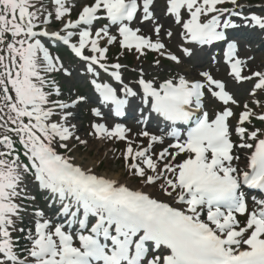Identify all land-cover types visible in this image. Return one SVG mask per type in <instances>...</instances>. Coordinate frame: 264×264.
<instances>
[{
  "label": "snow or ice",
  "instance_id": "obj_1",
  "mask_svg": "<svg viewBox=\"0 0 264 264\" xmlns=\"http://www.w3.org/2000/svg\"><path fill=\"white\" fill-rule=\"evenodd\" d=\"M154 2L90 0L71 20L67 17L75 7L72 0H50L53 11L47 15L38 6L42 0H0V264H264V198L254 196L250 204L246 194L247 190L264 194V130L245 126L254 119L264 122V105L254 101L260 108L257 112L245 104L237 116L227 107L236 101L225 83L209 72L199 73L202 80L180 76L158 87L143 78L136 82L143 91V103H150L153 112L173 124L192 125L182 141L180 133L173 132L177 142L158 154L152 149L164 140L147 131L142 133L147 146L133 147L128 129L92 125V134L98 139L126 141L123 159L128 174L142 188L170 202L97 176L90 169L84 171L56 150L58 146L71 151L68 142L73 138L86 143L74 135V125L67 126L72 115L67 110L83 98L71 103L52 99L61 92L47 77L57 72L71 76V72L41 38L61 41L85 63L88 73L96 75L97 67L105 72L113 69L109 74L116 81H121V65L104 63L109 48L101 42L135 51L138 58L148 50L180 64L176 55L165 51L164 43L153 42L139 34L141 29L130 27L138 17L141 23L154 20ZM225 4L233 8L222 7ZM237 7H242L238 0H166V14L182 27L185 42L199 45L226 41L225 30L239 27L231 19L222 20L225 14L264 29V17L242 16ZM53 16L62 23L58 31L37 30L41 17L43 24L51 25ZM209 16L204 22L202 18ZM102 19L108 23L93 31L94 22ZM111 26H118V34L110 33ZM154 32L159 36L161 26ZM167 35L171 37V31ZM74 37L77 43L71 42ZM183 53L192 55L187 48ZM236 53L237 45L229 42L224 52L228 74L237 83L255 80L250 92L253 97L264 92V72L243 75L246 62L236 58ZM91 83L102 100L121 114L127 100L118 98L108 84ZM122 91L128 97L137 95L127 85ZM206 93L225 106L213 118L206 111L196 115L204 107ZM92 114L101 115L95 109ZM237 149L248 150L243 169L236 165L241 160L235 154ZM29 176L58 197L60 214L71 217L68 227L79 224L75 238L64 225L54 226L44 219L40 211L34 213L39 217L34 230L21 226L24 209L20 202L35 199L26 191ZM90 217L95 218L94 223ZM239 217L246 218L243 224ZM17 232L23 243L14 237Z\"/></svg>",
  "mask_w": 264,
  "mask_h": 264
},
{
  "label": "rangeland",
  "instance_id": "obj_2",
  "mask_svg": "<svg viewBox=\"0 0 264 264\" xmlns=\"http://www.w3.org/2000/svg\"><path fill=\"white\" fill-rule=\"evenodd\" d=\"M73 1V0H72ZM77 3L75 4V7L73 8V11L71 12V15L67 17V19L75 20L78 17L79 9L85 5L90 3V0H75ZM253 2L252 5L249 3H245L242 5L241 13L246 14V16L249 15V13H252L253 10L257 5H259L258 10L263 11L261 8V5L263 3V0H250ZM165 3L166 0H155L154 6H153V14H154V20L149 22L141 23L140 18L138 17L137 20L134 22V24L130 25L134 30L136 28L141 29L140 35H143L145 37L151 38L154 42L159 40L161 43L165 44V51L168 53H171L173 55H176L180 60V64H176L173 61H167L164 58H160V56H157L160 61H162L164 64L160 63L157 64L156 62H146L143 61L144 58H146V52H152L145 50V55L140 56L138 59V55H136V52H127L126 50L121 49V53L123 56H127L131 59H138L137 63L134 65H131V63L126 64L124 61L119 59L117 60L118 63H121V66H124L122 68L124 79H123V85L132 86L133 88L137 89L136 82L141 78H146L148 81L153 82L156 86H158L160 83H162L165 80L168 79H178L180 76H183V74H188L186 78L189 81H193L195 79L202 80L203 78L199 76V73L202 71L209 72L214 79L220 80L226 85V91L229 92L230 95L233 96L234 100L236 101V104H229L227 107L231 108L234 113L239 115L241 111L244 110V105L247 104L249 108H252L254 111L259 112L260 108L256 107L254 101H259L260 104L264 105V92H257V95L253 97L250 95V92L253 88L254 81H244L242 83H237L228 73L230 71V68L228 64H223V59L221 58V54H218L215 56L217 50L216 48L213 49V52L211 54L210 51L205 52L204 50L198 49V47L192 45L191 47L188 45L189 43L185 42V39L182 36L183 29L180 25H174L173 19L169 18L165 13ZM242 3H238V5H241ZM42 8H45L46 11L44 12V15H47L48 12L53 11V5L50 3V0H42V4L38 5ZM259 13H256L258 15ZM103 15V14H102ZM260 17H264L263 14H259ZM170 19V21L166 20ZM168 17V18H167ZM164 20V24H167V26L163 29L162 35L157 36L154 32V28L156 25L161 22V20ZM43 17H41V20L38 21L40 24V27L45 29V27L48 26H54V24H59L57 29H60L59 27H62V23L59 21H56L53 16V21L51 25H45L42 23ZM204 22H207V20L203 19ZM108 23V21H107ZM106 23V24H107ZM248 23V22H247ZM105 24V25H106ZM105 25H94L92 26V30H99L101 27H104ZM83 28H86L87 26H82ZM111 34H118V27L111 26L109 29ZM171 31L172 36L169 37L167 35V32ZM260 35L264 36V29L260 30ZM73 41L77 43L78 38L74 37ZM263 42V38L258 40L257 38H239L237 39V47H238V58L242 61H245L244 65V71L243 75H251L253 72L260 71L261 68H264V48H261L260 43ZM43 43V42H42ZM45 46L46 43H44ZM118 45H107L104 42H101V46L108 47L109 49H112L113 46ZM187 48L192 55L191 56H185L183 53V49ZM114 51H118L117 48L112 49ZM113 52V51H112ZM86 54H89L87 50L85 51ZM159 55V54H158ZM113 56H115L113 54ZM64 67L69 72H71V76H66L62 72H59L57 75H55V78H49L50 80H54L56 82V85L60 88L62 91L61 93V99H64L65 102H71L75 99H77L78 96L85 95V91L88 90V88L84 87L85 85H92V87L95 89L93 84L91 83L93 80L98 81L95 77L90 75H87L86 71V65L83 63L76 64L71 63L68 59H63ZM132 67V70H129L127 67ZM96 73L100 75L97 69H95ZM96 76V75H94ZM84 78V80H83ZM191 79V80H190ZM102 84H106L107 81L102 80L101 77L99 79ZM78 89V90H77ZM77 90V92L75 91ZM122 91L119 90V93ZM140 98H143L142 95H140ZM89 102L90 99L87 98L86 104L77 107L76 109H79L77 111V120L71 119L70 122L67 121V126L71 127L75 124H79L80 127H77V129L74 131L75 136H79L80 140L85 141L86 143L81 144L76 139H72L68 142V147L71 149V151H66L65 149H62L63 152L62 155L69 156L72 158V162L75 164L84 167L86 170H94L99 175L102 176H108V178L112 179H123L126 182L131 183H137L139 184L138 179L131 177L127 169L125 167V161L123 159V153L127 147L126 141H119V140H111V139H105L104 141H100L96 136H94L92 125L100 123L101 120H104V125L108 127L109 129L114 128L116 125H120L118 122H111L107 117H104L101 113L99 117L94 116L92 114L93 110L89 108ZM205 110L208 112L209 117L213 118L214 114L218 111H222L225 107L220 102L216 101L213 97L210 96V94L206 93V99H205ZM83 122L81 125L80 122ZM230 123L235 126L236 120L232 119L230 120ZM124 128L126 129H132L131 133H128V139L131 141H134L133 147H135L137 144L147 146V139L142 136V133L144 131L149 132L151 135H155L159 137L156 133L154 128L151 127L148 123L145 121H142L140 119L132 121L128 120L124 123ZM250 130L252 129H262V127L259 126V128H253V126L246 125ZM73 130V129H72ZM160 138V137H159ZM233 140H238V137L233 135ZM164 140L163 144H155L152 151L153 153H159L162 151V149L168 147L170 144L169 142L172 141V139L168 136L162 138ZM103 144V145H102ZM56 148H59L58 146ZM61 150V151H62ZM174 151V150H173ZM110 154V156L108 155ZM235 154L241 156V160L236 162V165L241 168L243 166V155L245 154V150H235ZM21 159L24 163V158L21 156ZM184 159L183 156L179 158L180 161ZM25 184L27 185V194L29 197H34V192L36 191L38 193V189H34L35 182L32 177H26ZM152 191V190H151ZM32 200V201H31ZM27 199L21 201V206L23 209L30 211V210H36L37 205L33 199ZM249 203L252 202V197L248 198ZM38 203V202H37ZM41 212L44 213V219L53 221V218H51V215H49L47 212L43 211L42 209H39ZM24 222L22 227H26L29 230H34V224L35 221L38 219L36 216H32L31 218L27 216V212L23 213ZM245 220H241V224L244 223ZM14 237H19L21 240H23L22 234L19 232L14 233Z\"/></svg>",
  "mask_w": 264,
  "mask_h": 264
},
{
  "label": "bare ground",
  "instance_id": "obj_3",
  "mask_svg": "<svg viewBox=\"0 0 264 264\" xmlns=\"http://www.w3.org/2000/svg\"><path fill=\"white\" fill-rule=\"evenodd\" d=\"M73 3H76V1H73ZM157 114V113H156ZM100 141H102L101 139H99ZM103 145V144H102ZM108 155V154H107ZM108 156H110V154L108 155ZM112 180H115L118 184H121L122 182L123 183H125V185L126 186H128V187H130V188H132V189H137V188H140V190H143V191H149L153 196H156L157 198H159V199H162V200H164V201H166V202H170L169 200H168V198H166V197H163V196H160L158 193H156V192H154V191H150V190H148V189H146V188H142L139 184H137V183H129V182H125L123 179H121V178H119V179H112Z\"/></svg>",
  "mask_w": 264,
  "mask_h": 264
}]
</instances>
